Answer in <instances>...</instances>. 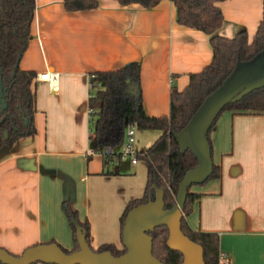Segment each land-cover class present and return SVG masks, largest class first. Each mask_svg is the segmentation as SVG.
Listing matches in <instances>:
<instances>
[{
  "label": "crops",
  "instance_id": "1",
  "mask_svg": "<svg viewBox=\"0 0 264 264\" xmlns=\"http://www.w3.org/2000/svg\"><path fill=\"white\" fill-rule=\"evenodd\" d=\"M96 1L97 9L68 13L63 0H35L31 40L19 68L35 74L36 133L0 148V249L15 256L50 242L73 248L64 202L88 221L92 249H123L120 219L128 203L143 196L147 165L93 152L91 74L139 64L144 113L160 118L169 115L171 88L184 90L189 76L212 61L209 36L178 25L169 0L151 10ZM218 6L223 23L216 34L231 39L244 31L251 41L262 20V0ZM46 72L59 76L56 94L36 81ZM199 120L179 135L181 148L196 146L193 125ZM160 136L136 130V152ZM210 140L221 179L191 187L201 197L187 223L193 231L218 234L220 253L230 264H264V115L224 112Z\"/></svg>",
  "mask_w": 264,
  "mask_h": 264
},
{
  "label": "trees",
  "instance_id": "2",
  "mask_svg": "<svg viewBox=\"0 0 264 264\" xmlns=\"http://www.w3.org/2000/svg\"><path fill=\"white\" fill-rule=\"evenodd\" d=\"M164 0H118L122 7L139 5L145 10L155 8ZM176 9L177 24L200 31L209 36L212 61L201 72L189 76L188 86L178 91L172 87L169 95V115L160 118L146 116L142 106L140 66L130 63L107 72H96L90 76V97L88 107L90 118L89 142L93 152L102 154L107 148L118 149L124 140L128 126L138 131H158L161 136L138 160L147 165L145 192L139 199L128 203L120 219L121 241L125 219L130 211L155 201L156 191L163 193L164 209L170 210L176 204L179 187L189 172L196 171L199 162L192 150L183 149L179 135L192 122L205 100L216 92H222L234 78L240 67H247L257 61L263 62L261 79L253 81L263 84L239 98V92L226 102L217 113L206 132V143L212 155L210 133L218 117L224 112L237 115H264V0L262 20L251 41L242 31L233 38L218 36L216 32L223 23L218 4L226 0H169ZM66 12H82L99 7L96 0H63ZM35 13V0H0V89L6 108L0 103V148L11 147L19 140L35 135L34 117L36 97L35 74L19 68L20 60L31 40V25ZM6 136V138H5ZM108 158L107 156H103ZM221 179V169L212 163L211 174L203 183ZM202 185L194 183L191 185ZM187 191L182 210L181 232L203 250L204 264H222L220 261L219 236L215 233L193 231L187 218L192 214L194 203L200 195ZM71 231L73 248L64 249L65 254L79 250L78 238L83 235L89 248L95 253L109 252L113 257L126 253L125 248L117 250L113 245H103L97 250L90 245V225L81 221L78 212L67 202L62 204ZM148 235L152 239V256L162 264H182L183 256L168 248V228H156ZM12 255V254H11ZM15 256V255H13Z\"/></svg>",
  "mask_w": 264,
  "mask_h": 264
},
{
  "label": "water",
  "instance_id": "3",
  "mask_svg": "<svg viewBox=\"0 0 264 264\" xmlns=\"http://www.w3.org/2000/svg\"><path fill=\"white\" fill-rule=\"evenodd\" d=\"M233 79L222 92H216L208 97L192 119L193 122L200 116L199 123L197 122L199 133L196 146L188 148L195 153L199 165L196 171L187 174L180 185L176 204L173 208L165 210L163 193L156 191L154 202L139 206L128 213L122 232V244L126 253L119 257H113L109 252L95 253L87 245L85 237L81 235L78 238L79 250L71 254H65L53 243L30 247L19 256H13L7 251L0 249V264H162L152 256V239L148 235L149 232L162 226L167 227L169 231L168 248L179 252L183 256L182 264H204L202 248L191 242L181 232L182 210L186 201L187 191L191 185L194 183L203 184L211 174L212 160L205 139L206 132L217 113L231 99L220 103L209 115L207 113L220 94L234 87ZM253 80L246 81L238 89L236 94L241 92L239 98L263 85ZM0 103L2 108L5 109L6 105L3 100L2 88L0 89ZM196 147L197 149H195Z\"/></svg>",
  "mask_w": 264,
  "mask_h": 264
},
{
  "label": "built area",
  "instance_id": "4",
  "mask_svg": "<svg viewBox=\"0 0 264 264\" xmlns=\"http://www.w3.org/2000/svg\"><path fill=\"white\" fill-rule=\"evenodd\" d=\"M59 76L56 73L46 72L44 74L38 75L36 81L44 82L48 86V90L51 94H56L59 87ZM88 114L91 117L93 114L92 110H88ZM136 144V128L130 125L126 128L124 134V140L118 149L107 148L103 151L101 156H107L108 158H118V159H128L132 165H136L138 158L135 149ZM220 261L222 264H230L228 256L225 254H220Z\"/></svg>",
  "mask_w": 264,
  "mask_h": 264
},
{
  "label": "rangeland",
  "instance_id": "5",
  "mask_svg": "<svg viewBox=\"0 0 264 264\" xmlns=\"http://www.w3.org/2000/svg\"><path fill=\"white\" fill-rule=\"evenodd\" d=\"M262 64H263V62L257 61L254 64L247 66V67L241 66L239 71L234 76V79H233V82H234L233 86L234 87L232 89H230L228 91H224L222 94H220L219 97L212 104V106L209 109L207 114L209 115L210 113H212L216 109V107H218V105L220 103L227 101V100H230V99L232 100L237 95L236 93H237L238 89H240L246 81H248V80L250 81V80L256 79L258 77L261 79ZM196 125H197V123H194L193 129H196ZM125 160L129 161L128 159H125ZM37 264H40V263H37Z\"/></svg>",
  "mask_w": 264,
  "mask_h": 264
}]
</instances>
